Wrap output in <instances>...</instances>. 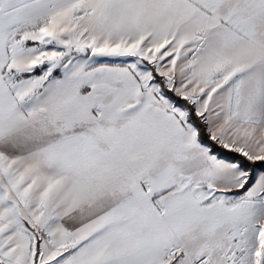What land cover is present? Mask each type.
Returning a JSON list of instances; mask_svg holds the SVG:
<instances>
[{
  "label": "snow or ice",
  "instance_id": "obj_1",
  "mask_svg": "<svg viewBox=\"0 0 264 264\" xmlns=\"http://www.w3.org/2000/svg\"><path fill=\"white\" fill-rule=\"evenodd\" d=\"M0 264H264V0H0Z\"/></svg>",
  "mask_w": 264,
  "mask_h": 264
}]
</instances>
